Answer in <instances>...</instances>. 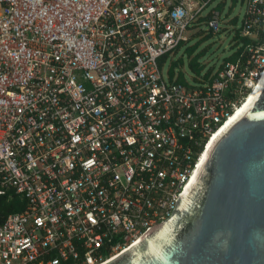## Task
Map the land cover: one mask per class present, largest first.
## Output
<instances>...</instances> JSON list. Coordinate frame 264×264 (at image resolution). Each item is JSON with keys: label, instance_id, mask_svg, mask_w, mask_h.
<instances>
[{"label": "built area", "instance_id": "built-area-1", "mask_svg": "<svg viewBox=\"0 0 264 264\" xmlns=\"http://www.w3.org/2000/svg\"><path fill=\"white\" fill-rule=\"evenodd\" d=\"M225 0H0V264H107L175 211L264 75V0L208 76L162 64ZM233 20V19H232Z\"/></svg>", "mask_w": 264, "mask_h": 264}, {"label": "water", "instance_id": "water-1", "mask_svg": "<svg viewBox=\"0 0 264 264\" xmlns=\"http://www.w3.org/2000/svg\"><path fill=\"white\" fill-rule=\"evenodd\" d=\"M107 264H264V85L175 211Z\"/></svg>", "mask_w": 264, "mask_h": 264}, {"label": "rangeland", "instance_id": "rangeland-1", "mask_svg": "<svg viewBox=\"0 0 264 264\" xmlns=\"http://www.w3.org/2000/svg\"><path fill=\"white\" fill-rule=\"evenodd\" d=\"M219 10L222 17L231 22L221 24L220 32L214 35L207 33L206 27L202 26L206 34L201 32L187 43L181 44L162 64L164 80H167V72H170L191 83L195 76L216 70L232 54L235 49L236 32L241 26L244 5L241 0H225ZM192 61L197 63L201 70L199 75H195L196 73L189 69V63Z\"/></svg>", "mask_w": 264, "mask_h": 264}, {"label": "bare ground", "instance_id": "bare-ground-1", "mask_svg": "<svg viewBox=\"0 0 264 264\" xmlns=\"http://www.w3.org/2000/svg\"><path fill=\"white\" fill-rule=\"evenodd\" d=\"M264 85V75L262 77V79L260 80L259 85L256 87V89L253 91L252 95L248 98V100L246 101V103L240 108L238 109V111L214 134V136L211 138V140L209 141V143L206 146V150L202 156L201 162L194 174L193 179L191 180L190 184L187 187V191L189 190V188L191 187L193 181L195 180V178L198 175V172L201 168V166H203V164L205 163L207 156L210 154L213 146L215 145V143L219 140V138L222 137V135L227 132L231 126H233L238 120H240L243 115L245 114V112L252 106V104L254 103V101L256 100L260 90L262 89ZM154 229L150 230L146 235H144L140 240L144 239L151 231H153ZM140 242V241H138Z\"/></svg>", "mask_w": 264, "mask_h": 264}, {"label": "trees", "instance_id": "trees-1", "mask_svg": "<svg viewBox=\"0 0 264 264\" xmlns=\"http://www.w3.org/2000/svg\"><path fill=\"white\" fill-rule=\"evenodd\" d=\"M189 69L196 73L195 75L200 74V69L197 66V63L194 61L189 63ZM212 70H209L205 76H208L211 73ZM174 74H170L171 77H173ZM178 83H185L183 77L179 76L176 80ZM23 209V202L19 200V198L14 197L11 200L7 201L6 197H0V222L2 221L3 217L22 211Z\"/></svg>", "mask_w": 264, "mask_h": 264}]
</instances>
